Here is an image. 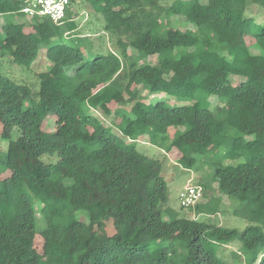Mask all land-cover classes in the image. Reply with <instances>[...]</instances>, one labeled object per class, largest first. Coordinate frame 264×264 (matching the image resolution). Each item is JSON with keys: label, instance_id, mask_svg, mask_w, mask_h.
Wrapping results in <instances>:
<instances>
[{"label": "trees", "instance_id": "1", "mask_svg": "<svg viewBox=\"0 0 264 264\" xmlns=\"http://www.w3.org/2000/svg\"><path fill=\"white\" fill-rule=\"evenodd\" d=\"M85 1L116 50L85 58L55 42L75 27L69 7L61 23L23 22L19 0H0V55L30 67L46 48L50 63L36 91L0 76V264H229L207 245L236 240L264 264V0ZM130 88L132 105L112 108ZM141 137L187 168L209 163L212 191L239 202L244 228L212 223L216 204L164 219L168 158L137 150ZM107 221L114 230L99 234Z\"/></svg>", "mask_w": 264, "mask_h": 264}, {"label": "rangeland", "instance_id": "2", "mask_svg": "<svg viewBox=\"0 0 264 264\" xmlns=\"http://www.w3.org/2000/svg\"><path fill=\"white\" fill-rule=\"evenodd\" d=\"M173 0H160L162 4H169ZM16 9H19V5H14ZM69 11L74 18L75 27L73 30L68 31V33L61 32L54 37L55 42H63L71 46H76L80 49L83 57L91 58L94 53L98 51H105L106 49L116 50L117 46L115 44V39L108 32H105L103 29V18L99 11L95 10L90 2L85 0H72L69 5ZM13 19L15 21L27 22L29 17L20 12L13 14ZM47 20H50L47 18ZM185 19L183 16H173L171 18L172 27L185 28L188 27L184 23ZM129 54H135L136 52L128 48ZM150 62L155 61V57H148ZM38 64H32L30 67L22 65L19 61H13L12 58L8 55H0V76H5L17 83L27 84L32 91H36L39 86L38 78L36 77L35 72L45 71L49 68L50 63L46 58V48H42L38 54ZM242 80L241 77L233 76L231 78L232 85L238 84ZM146 102H149L152 97H161V94L153 93L147 94ZM134 99V90L132 88L129 91L124 92L123 98L118 103H113L112 108L118 106H123L129 108ZM155 100V99H154ZM167 100V99H162ZM211 105L219 104L216 97H210ZM28 101L23 103V106L28 105ZM169 104L180 105L181 103L175 99H168ZM97 115L96 112L92 111ZM106 124H109V121L105 120ZM113 125H111V131L118 134L120 132L119 119L114 120ZM56 120L54 116H47L43 121L42 129L44 131H52L55 128ZM168 131V139L172 140L176 134L174 127H170ZM119 135V134H118ZM136 148L140 152H143L151 157H156L164 160V157L167 156L168 161H165L163 168V176L167 183V201L163 205L165 209L163 211V217L166 220L171 219L174 216H185L189 215L190 217H196V214L193 212V208L184 209L180 205L179 193L180 191L188 184L200 183L203 188V195L197 201L199 208L206 210L210 207L217 205L218 212L213 214H207L212 223L222 225L228 228H237L239 230L243 229L247 224V221L238 214L239 202L235 199H228L226 196L220 194L219 191L215 188L216 184H211L209 180L208 170L210 169L209 163H206L204 168L197 167L187 168L182 163H178V153L176 150H171L168 153L161 150L159 147L148 142L146 137H141L136 140ZM7 142L0 138V148L2 149V154L5 152ZM88 148H94L97 146V143H88L85 144ZM43 159L46 160L47 156H43ZM205 159V158H204ZM199 164V162H197ZM203 176V180H199V177ZM220 197V202L214 199ZM207 215H198L197 218L201 219ZM85 219L84 216L81 217ZM114 229L112 228L111 222L107 221L105 226L98 230L99 234L110 233ZM35 245L38 250L41 249L42 241L40 237L36 238ZM236 240L229 244H212L209 243L207 246L215 250L218 257L229 262V264H250L252 260L251 251L249 249L243 248V246ZM240 248V249H239ZM252 264H258V260Z\"/></svg>", "mask_w": 264, "mask_h": 264}, {"label": "built area", "instance_id": "3", "mask_svg": "<svg viewBox=\"0 0 264 264\" xmlns=\"http://www.w3.org/2000/svg\"><path fill=\"white\" fill-rule=\"evenodd\" d=\"M21 13L29 18L37 16L50 19L54 23H61L69 0H19ZM203 195L202 187L198 184H188L179 193L180 205L189 208Z\"/></svg>", "mask_w": 264, "mask_h": 264}, {"label": "crops", "instance_id": "4", "mask_svg": "<svg viewBox=\"0 0 264 264\" xmlns=\"http://www.w3.org/2000/svg\"><path fill=\"white\" fill-rule=\"evenodd\" d=\"M70 5V4H69ZM69 5H68V7H69ZM68 11H69V8H68ZM73 21H74V18L72 19ZM39 62H38V58L33 62V64L34 65H36V64H38Z\"/></svg>", "mask_w": 264, "mask_h": 264}]
</instances>
